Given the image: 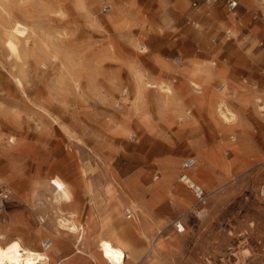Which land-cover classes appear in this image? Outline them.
<instances>
[{
    "label": "rangeland",
    "instance_id": "obj_1",
    "mask_svg": "<svg viewBox=\"0 0 264 264\" xmlns=\"http://www.w3.org/2000/svg\"><path fill=\"white\" fill-rule=\"evenodd\" d=\"M239 1L233 15L221 2L194 6L193 0H0V187L10 191L0 214L5 241L18 238L43 251L44 240L55 236L56 260L72 255L85 244L76 246V235L58 224L72 215L89 232L87 246L96 251L93 240L109 237L103 220H111L110 228L122 227L113 213L121 206L125 221L140 224V231L124 239L141 257L154 254L159 264H264V134L259 124L264 115L253 102L264 98V0H257V7ZM13 20L26 24L28 33L18 31ZM8 50L23 54L25 73ZM59 52L72 65L69 70ZM178 59L214 66L210 87L216 91L224 84L238 85L230 106L235 111L243 107L244 118L256 123L260 159L253 168L231 171L234 152L228 147L229 167H212L221 170L218 182L195 158L196 141L214 152L237 137L219 129L225 136L215 145L216 121L189 102ZM136 69L145 71L150 82H172L200 132L191 134L171 117L158 115L152 87L146 108L153 123H143L132 110ZM239 120L240 115L234 124ZM118 125L128 134L120 133ZM187 157L196 160L191 177L202 174L213 185L196 181L206 190V204L179 179ZM12 166L23 180L20 195ZM53 179L73 192L62 211L50 189ZM160 185V192L154 191ZM129 202L146 212L140 220L125 213ZM40 209L48 212L44 220ZM178 222L184 231L179 232Z\"/></svg>",
    "mask_w": 264,
    "mask_h": 264
},
{
    "label": "bare ground",
    "instance_id": "obj_2",
    "mask_svg": "<svg viewBox=\"0 0 264 264\" xmlns=\"http://www.w3.org/2000/svg\"><path fill=\"white\" fill-rule=\"evenodd\" d=\"M231 21H233V18H231ZM13 26L18 31L26 32L29 30V28L26 24H23V23L18 22V21H14ZM26 33H28V32H26ZM11 36H13V35H11ZM6 39L9 40L8 37ZM15 40H17V39H15ZM16 44L18 45V43H16ZM10 48H11V46H9V49ZM11 52H12V56L13 57L15 56V58L18 59V63H20V65L22 66L21 70L24 72L25 62L23 59L25 57L23 56V54L22 55L18 54L14 50H11ZM61 52H63V51H61ZM61 52H59L62 55L61 58L62 57L65 58L64 57L65 55H63ZM66 61H68V60L65 58V62ZM69 62H72V61L70 60ZM69 62H68V64H69ZM177 62L179 63L178 68H180L181 72L183 74H185V76L187 78V81H184V83H185V85H186V87L190 93L189 102L192 105L196 106V108H199V109L203 110L204 112H206V114L208 113V114L212 115V118L216 121V124L219 127V129L222 131V133L225 134V133H228L230 131H233V125L236 121H238L239 113H238V111H235L230 106L229 97L233 94V92L236 90L235 88L238 85L235 87L232 84H229V87L226 88V85L224 84L223 88H220L219 91H216L210 87L211 82L214 80V78L216 76L215 75V73H216L215 69L213 68L214 66H212L210 64L203 65V63H202V65H197V64L196 65H190L185 60L182 61L181 59H178ZM66 65H67V62H66ZM69 65L66 66L68 70L70 69V68H68ZM71 66L72 65H70V67ZM165 67L169 68L170 70H173V72H174V70H176L175 68H173L170 65H165ZM71 70L73 71V68H71ZM132 72H133V78H134L135 94H134V99H133V104H132L133 109H132V107H131V109L134 111V113L136 115H138L140 117V119L143 121V123H145L147 126L148 125L151 126L153 123L152 113L149 110H147V108H146V103H147L146 99H147V88L154 87L156 89V91H155V95L153 96V100L155 101V104L158 107V115H160L162 118L163 117H165V118L171 117L175 123H177L184 130L189 131V133H191V134L195 135V134L200 132V130L196 126L197 122H195V118L192 115V111L186 107L187 101H185V100L183 101V99L178 95V93L174 87V84L172 82H168L165 80H157V79H155V81H153V82H150L149 80L151 78L149 77V75L145 71H142L140 69H136ZM69 73H71V72H69ZM19 76L21 77V75H19ZM72 76H73V82L75 83V88H78L77 79H76L74 74H72ZM21 79H22V77H21ZM21 79L20 78L17 79L18 83L21 82ZM23 80H24V78H23ZM20 85H18V86H20ZM21 87H22V85H21ZM244 102H247V100H244ZM253 102H254L257 110L259 112L263 113V115H264V98L257 96V97H255ZM120 109H122V108H120ZM132 114H133V112H132ZM210 115H208V116H210ZM114 129H115V127H114ZM117 129H120V133L128 134V131L124 126H122V127L119 126V127H117ZM133 137H135V136L133 135ZM12 140H13V137H12ZM195 145H196V147H195V152H196L195 158H197L199 161L203 162L205 165L210 164V165H212V167L221 168L223 170H226L229 167L228 160L225 156V154H226L225 152L228 149V147L232 148L233 152L237 151L236 147H234L233 142L222 143V145L219 148L216 147L214 152L209 151V149L204 145V143L202 141H199V140L196 141ZM12 176H14L16 179H18V185H17L15 192L17 195H20L21 192H23L22 185H20L23 180L21 179L22 177L19 175L17 168L14 166H12ZM192 179L194 181H199V182H202V180H203V183L209 185L210 187L213 186L211 181L205 179L202 174H200V178L194 177ZM49 185H51L50 189L53 190L55 204H56L58 209L61 210L62 205L65 206L64 204H68L73 200L72 190L70 189V187L68 185L64 184L59 179L51 180ZM116 186H117V184H116ZM117 187L119 188V186H117ZM161 189H162V185H160L158 187L156 186L154 191L160 192ZM262 192H263L262 194L264 195V190ZM121 195H122V193H121ZM125 197H126V195H125ZM128 201H129V199H128ZM118 203H121V202H118ZM71 204H73V203H71ZM138 208L140 209V213L137 212ZM38 212H39V210H38ZM46 213H48V212H46V210L40 209V219L41 220H44ZM113 213H115L117 215V218L124 221V225H122V227H120V228L119 227L118 228H115V227L110 228V226L112 225L111 220H103L102 228L106 229L108 231L107 234L109 237L106 238L104 236H100V237L93 240V243L96 246V251H97L96 253H98V255L96 256L94 254H91L92 262L94 264H159L160 261H158L156 255L151 253L152 255L148 254L145 257H141V256H139L140 251L137 250L135 246L132 247L133 245H131L129 242H127L124 239V235L126 233L132 232L134 230L138 231L140 228L139 227L140 224H139V226H137L136 224L134 226V224H132L131 222L125 221V219L123 218V215L121 213V206H119L118 208H115L113 210ZM125 213L134 214V219L136 221L141 219L140 215L146 214V212L144 210H142L140 206H137V209H136L134 203H131V202H129V207L126 209ZM63 214H65V213H63ZM202 214H203V211L198 213V215H202ZM67 216H69V215H67ZM129 217H131V216L129 215ZM47 219H48V217H47ZM77 220H80V219H78L72 215H71V217H65L64 216V217L60 218V221L58 222V224L60 227L64 228L65 230H68L72 234L76 235V239H77L76 240V246L79 247L80 244H85L86 242H90L91 240H90L89 232L86 231L84 226L82 224L78 223ZM178 225L183 226L181 223H179ZM132 227L134 229L130 230V228H132ZM184 230H185V228H184ZM56 232L57 231L55 230V233ZM53 237H54V239H46L50 242V246L48 248H45V250L40 251V250H37V249H34V248H31L29 246L24 245L22 243V241L18 238H15V239H12L9 241H5L4 237L0 234V264H63L62 263V257L59 258L58 260H56V258H55L54 249H53L54 242H55L54 241L55 236H53ZM56 238H57V236H56ZM46 240H44V241H46ZM57 247H58V245H57ZM60 247H61V244H60ZM50 248L52 250H49ZM150 248H151V251L154 250L153 246H150ZM59 250H60V248H59ZM59 250H58V252H59ZM56 254H57V252H56Z\"/></svg>",
    "mask_w": 264,
    "mask_h": 264
},
{
    "label": "crops",
    "instance_id": "obj_3",
    "mask_svg": "<svg viewBox=\"0 0 264 264\" xmlns=\"http://www.w3.org/2000/svg\"><path fill=\"white\" fill-rule=\"evenodd\" d=\"M246 2L253 5V7H257L258 5L257 0H246ZM225 10L227 11L226 7H225ZM233 15H236V14H233ZM231 18H234V17H231ZM238 113L240 115V120L238 123L233 125V132L237 137V140L234 141V147H236L237 151L234 152V157L231 159V162H229L231 171H234L235 173H241L243 171L250 170L251 168L255 166L257 161L260 159L259 155L256 154V150L254 146L255 140L258 134L256 123L250 120H246L244 118L243 107L238 108ZM259 124L263 128V134H264V121H259ZM216 136H217V140H216L215 145L218 146L220 140L225 136L224 134L219 132V127H216ZM218 136L220 137V139H218ZM201 165L205 166V168L209 172H211V174L215 177L216 181L219 182L221 180L220 179L221 170L212 168V165L210 164L203 165L202 163ZM196 167L197 165L194 167V169ZM122 225H124L123 220H122ZM133 229H134L133 227L130 228V230H133ZM127 234L128 233H126L125 235ZM93 249H94L93 247L91 248V246H87V243L83 245V250L81 249L78 250V248L76 247V250L72 255L62 257V263L63 264H91V263L94 264L91 259V254H94L97 256L98 253H96V251H94Z\"/></svg>",
    "mask_w": 264,
    "mask_h": 264
},
{
    "label": "built area",
    "instance_id": "obj_4",
    "mask_svg": "<svg viewBox=\"0 0 264 264\" xmlns=\"http://www.w3.org/2000/svg\"><path fill=\"white\" fill-rule=\"evenodd\" d=\"M202 2L204 3L221 2L224 4L229 14H236L240 6L239 0H193V5L198 6ZM195 166H196L195 158L188 157L184 159V161L182 162V170H181L179 179L182 183H184L186 186H188L193 191V193L199 200L200 204L202 203L203 205L207 203L206 190L202 185L194 181L190 174V172L194 169ZM9 194L10 193L7 188L0 187V214L5 209L7 200L9 198ZM128 214H131V213H128ZM178 230L179 232L184 231V226L178 225ZM49 246H50V242L48 240L43 242L44 248H48Z\"/></svg>",
    "mask_w": 264,
    "mask_h": 264
}]
</instances>
